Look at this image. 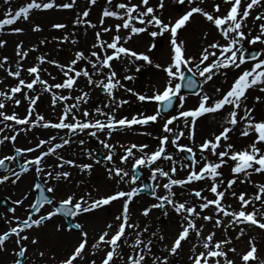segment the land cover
Segmentation results:
<instances>
[{"label": "snow or ice", "instance_id": "1", "mask_svg": "<svg viewBox=\"0 0 264 264\" xmlns=\"http://www.w3.org/2000/svg\"><path fill=\"white\" fill-rule=\"evenodd\" d=\"M172 2L179 13L174 18L163 16L165 0H104L103 5L87 0L83 10L77 0H27L15 10L11 0H3L9 7L0 18V36L6 26L31 22L36 12L75 9L73 28L67 33L51 39L45 36L27 47L20 40L14 58L0 55L4 73L0 77V85H4L0 88V148L7 149L0 154V185H17L31 172L35 179L30 191L38 193L23 216L16 215L17 207L29 200L28 193L11 201L17 206L7 209L11 215L0 214L7 225L0 231V253L9 252L8 242L13 241L11 264H35L33 256L40 258L39 264H173L185 244L189 245L186 264H237L235 256L240 264H264L254 237L248 239L249 250L238 252L228 234L238 229L235 240H240L247 234L245 226L264 231V115H255L256 104L264 103V95H256L254 103H248L250 90L264 93V0H216L210 6L206 0ZM93 6L101 7L96 22L89 19ZM194 16L202 17L218 37L189 53L179 33ZM81 27L85 35L94 30L87 49L76 47L80 41L75 29ZM50 28L64 30L68 24L55 22ZM31 30L39 33L43 27L33 23ZM24 32V27H8V34ZM165 34L170 57L161 64L151 53ZM145 35L150 37L145 50L130 45L134 37ZM209 35V31L203 32L205 41ZM53 42L58 52L70 43L74 48L71 58L61 62L41 50ZM7 44L0 38V49ZM246 45L260 47L252 50ZM32 53L37 55L26 65ZM45 65L57 69L60 78ZM142 66L163 74L162 84L150 95L128 83L136 79L132 68L138 73ZM229 70L235 74L226 89L215 86L209 91L204 87L217 77L227 83ZM9 79L14 83L5 84ZM44 93L50 97L55 119L38 111ZM93 93L102 94L103 99L97 102ZM120 93L130 94L140 104L154 105V110L121 114L131 101ZM189 93L196 97L192 107H186ZM24 102L26 112L21 115L15 109ZM209 113L220 114V130L197 142L198 119ZM149 125H159V129L147 131ZM35 129L55 132L43 138L37 135L35 143L29 142L27 147L18 146L21 133L27 135ZM124 132L152 137L156 144L114 139ZM233 136L248 142L237 148L231 142ZM182 139L190 143H182ZM73 144L77 151L66 156ZM13 163L15 167L10 166ZM97 165H103L113 190L62 191L63 185L73 184L72 169L91 176ZM142 170L148 171L152 183L143 182ZM257 175L259 182L253 179ZM86 183L76 181L75 188ZM193 184L200 186L191 187ZM240 185H250L251 192L247 187L237 191ZM143 193L154 202L140 208L137 215L131 206L139 203L137 198ZM117 201L121 210L90 242L89 231L77 218H86ZM154 210L164 218L174 214L177 230L167 242L162 229L153 231L148 223ZM56 217L65 221L55 226L58 233L78 234L71 249L59 258L49 249L41 250L39 236L33 235ZM218 231L221 238H217Z\"/></svg>", "mask_w": 264, "mask_h": 264}, {"label": "rangeland", "instance_id": "2", "mask_svg": "<svg viewBox=\"0 0 264 264\" xmlns=\"http://www.w3.org/2000/svg\"><path fill=\"white\" fill-rule=\"evenodd\" d=\"M26 2H27V0H11L10 6L15 10L17 7L22 6ZM77 2L81 6L80 10H83V8L87 5V0H77ZM115 2H116V0H114V3ZM214 2H216V0H206V4H208L209 6ZM103 3H104V0H98L99 5H103ZM7 7H9V5H5L3 3V0H0V18H3V14H4L5 10L7 9ZM182 10L183 9H181V11ZM69 11H71V10L52 11V12L43 13L42 18H37V14L35 13L32 16L31 22H18L17 24L12 25V26H6L4 34L2 36H0V38L6 39L8 41V44L6 45V47L4 49H0V55H8L9 57L14 58L15 44L20 40H23L25 43V46L27 47V46H30L32 44L38 43L39 39H41L45 36H48L49 39H51V37L54 35L60 36V35H62V33H67L69 30H71L73 28V25L70 22L67 23L64 21L65 14ZM100 12H101V7L93 6L89 19H91L93 22L98 21ZM177 14H179V13L177 12ZM44 15L47 17L44 18ZM40 19H42V20H40ZM195 20H200V21L205 22L206 27H208L209 29L212 30L210 38H212V37L217 38L218 37V33H216L215 29L210 27V25L202 17L194 16V18H192L190 22H193ZM55 22L66 23V24H68V28L64 29V30H52L50 28V25H51V23H55ZM33 23H38V24L42 25L43 31L39 32V33L33 32L31 30ZM248 23H249V26H251V24H252V18L251 17H249ZM18 26L25 28V32L23 34H8V27H18ZM187 26L185 27V29H182L180 31V33H179L180 39L184 40V38L187 37L186 36V34H187L186 32L188 30ZM75 31H76V34H77L79 41H80V43L76 47L82 48V49H87L89 47V45L93 42V39H94L93 32L89 31L85 35L82 28H76ZM139 39H140L139 37H134L133 41L130 42V45L134 48L139 49V50H145L146 45H147L148 41L150 40V37H147L146 35L143 36V41L141 43L138 41ZM200 39L201 40L198 41L197 44H194L191 48L187 47L189 53L198 52L200 50L202 44H204L206 42H210V39H209V41L208 40L205 41L203 37ZM157 44H158V47L151 53V56L153 57L155 62L165 64L166 62H168V60L166 62L163 60V58H162L163 52H167L169 57H170V45H169V41H168V35L165 34L164 37L158 38ZM246 47H249L251 49H258L260 46L259 45H251V46L246 45ZM41 50L42 51H44V50L49 51L51 53V55L54 56L56 59L60 60L61 62H66L69 58H71L73 51H74V48L70 43H67L62 47V50H60L58 52L57 48H56V44L53 42V43L47 44L46 46H41ZM35 55H37V53L30 54L29 59L25 62L26 65L31 64L33 62V58L35 57ZM138 63L142 64V62H138ZM45 67H47L49 69V71L52 72L53 75H56L58 77V79L60 78L57 69H55L53 66L45 65ZM119 68H120V65L117 64V69L119 70ZM132 72L136 75V79L132 82H128L129 86L134 87L137 91H142V92H145L149 95L152 93L154 87L160 86L163 82V74L161 72H159L158 70H155L151 66H142L141 71L138 73L135 72V68L133 67ZM234 74H235L234 72L229 70L228 78H227L228 82L226 83L225 87L223 85L222 88L226 89L228 87V85L231 82ZM3 75H4V73L2 71H0V77H2ZM44 78L47 79L48 77L45 76ZM222 79H223L222 77H217L214 79V81L209 82L208 85L210 87V91L214 90L215 86H222V83H223ZM218 82L221 84L216 85ZM8 83H14V81H11V79L5 81V84H8ZM3 87H4V85H0V88H3ZM250 92H251V96L249 98L248 103L251 105L254 103L252 97H254L256 95H260V94L254 90H250ZM118 95H122L124 98H127L131 101V103L129 105H126L123 109H121V114L127 115L130 113H134L137 110H145V109H147L148 112H151L154 110V105L140 104L139 102H137L135 100L134 97H131L130 94L120 93ZM93 98L97 102H99L100 99H103V96H102V94H99V93H93ZM195 103H196V97L190 95V99H189V102L186 105V107H192ZM38 104H39V108H38L39 112L44 114L46 116V118L55 119V116L52 115L51 110L49 108L50 97L47 93H44L41 96V100L38 101ZM26 106H27L26 102H24V103H22V105L20 107L16 108L15 110L19 114L23 115L26 112ZM56 112H57V114H59V112H60L59 107L57 108ZM261 112H264V103H257L256 104V112H255V115L257 116V118L261 117ZM206 115H210V113L206 114ZM199 120H200V118H199ZM197 124H198V122H197ZM199 126H200V123H199ZM201 126L203 127L204 123L201 122ZM158 129H159V125H157L155 128H153L151 125H149L146 128L147 131H151V132H155ZM208 129H206V128L197 129V142H200L203 138L207 137L212 132H218L220 130V127L216 128L214 130L207 131ZM54 132H55V130H52V129H35L32 132H29L27 135H25L24 133H21V135L18 137L17 144H18V146H21V147H27V146H29V142L35 143V138L37 135H39L41 138H43V137H46L47 135H49L50 133H54ZM114 139L120 140L121 142H124V143H129V142L149 143V144L153 145V147L156 144V141L153 140L152 137L138 135L134 132H132V133H129V132L118 133L115 135ZM245 139L246 138H240L238 140H233L231 142H235L236 147L241 148V147L245 146L246 143L248 142L247 139L246 140ZM240 140H243V141H240ZM187 141H188L187 139H182L181 142L182 143H190L189 141L188 142ZM89 143L93 147H96V144L93 141H89ZM76 151H77V147H76V145L73 144L71 146V149H69L68 151L65 152V155L71 157L72 154ZM103 151L104 150L101 148V152H103ZM6 152H7V149L0 148V154H4ZM31 155H34V154H31ZM10 166L15 167V163H13ZM224 171H225V175H228V169L225 168ZM0 172H3V170ZM141 173L143 175V177L141 178L143 180V182L148 181V182L152 183V181L150 179H148L149 173L147 170H142ZM182 174L183 173H181V175ZM96 175L101 176L102 178L106 177L103 165H97L94 168L92 175L86 176V180H87L86 184H82L78 189H76L75 187H73L71 185H63L62 191H72L75 189L77 191L83 192L85 190H93V189L98 188L101 193H104L106 191L112 190V188H113L112 183L110 186L104 185L102 183L100 184L99 178H97ZM34 179H35L34 176L30 172V173L24 175L22 177L21 181H19L17 183V185H11L10 183L5 184V185H0V202L3 201L4 199H7V201H8L7 206H3L0 203V214L11 215V213H7V209L9 207H17L15 205H13L11 203V201L20 198L21 195L24 193H28L29 194V200H26L25 204L23 206H18L17 212H16L17 216H23L24 215L25 211L27 210L28 203L35 198V194H33L30 191ZM253 179L256 180L257 182H259L261 180V177L259 175H257V176H254ZM199 186H200L199 184H193L191 187H199ZM246 187L251 192V186L250 185H240L237 187V191L244 190ZM177 191H179V189H177ZM141 196L145 197L147 199H152L150 195H147L144 193ZM9 197H10V199H9ZM157 211H159V210H157ZM61 223H65L63 218L56 217L52 221L46 222V224L44 226H42V228L40 230L33 233V235L39 236V239H40L39 247L40 248H45V245L47 243L46 242L47 238L50 237V231H52L53 229H56L55 226L57 224H61ZM249 227L252 229H258V228H255L254 226H249ZM6 228H7L6 223L4 222L3 219H0V231L5 230ZM73 233H76V232H73ZM8 244L14 246L13 241H11V243H8ZM1 254L2 253H0V255ZM3 255H4L3 257H0V264H11V261L14 259V257L11 255V250L9 249V252L4 253ZM249 264H258V262L252 261Z\"/></svg>", "mask_w": 264, "mask_h": 264}, {"label": "bare ground", "instance_id": "3", "mask_svg": "<svg viewBox=\"0 0 264 264\" xmlns=\"http://www.w3.org/2000/svg\"><path fill=\"white\" fill-rule=\"evenodd\" d=\"M151 2L156 3L157 0H151ZM78 7H79V9L81 7L79 3H78ZM177 7L178 6L176 4H174L172 2V0H165V9L163 10V16L165 18L176 17L178 15L177 11H176ZM74 13H75V9L67 12L65 14L64 21L67 23H69V22L71 23L72 19H74ZM36 14H37V18H42L43 13L36 12ZM45 17H47V16L44 15V18ZM40 20H42V19H40ZM109 23H115V21L110 20ZM256 23H259V22L257 21ZM187 29H188L186 32L187 37H185L184 40L186 41L188 48H191L194 44H197L198 41L201 40L200 38L203 37L204 31H209L210 35L212 32L211 29L206 27L205 22L200 21V20H195L193 22H189ZM82 30H83V28H82ZM89 31L94 32V30H92V29H89L87 32H89ZM210 35L207 39L208 41H209V39H210V41H211V39H213V37L210 38ZM138 41L141 43L143 41V38H140ZM162 58L165 62L167 60H169L168 53L163 52ZM245 66L247 67V65H245ZM220 84L221 83L218 82L216 85H220ZM223 85L225 87L226 83H222L221 87H223ZM205 88L210 91V87L208 84L205 85ZM259 94L264 95V93H259ZM262 115H264V112H261V116ZM201 122L204 123L203 127L201 126ZM199 123H200V126H199ZM219 127H220V114H218V113L217 114L210 113V115L205 114L203 117L200 118V120L198 121V124H197V129H200V128L201 129L202 128L208 129L209 128L207 131L214 130V129L219 128ZM129 133H132V132H129ZM238 139H240V138H238V136H233V140H238ZM240 141H243V140H240ZM96 176H97V178H99L100 184L102 183V184L107 185V186L111 185L112 182L109 181L106 177L102 178L101 176H98V175H96ZM71 180L73 181V184H70V185L73 187H75L76 181H80V180L87 181L86 176L83 174H79L76 169H72ZM124 187H126V186H124ZM113 189H114V184H113L112 190ZM137 199H138L139 203H134L131 206L132 210L134 212H136L137 215L139 214L140 208H142L144 205H146L148 203L154 202L153 199H147V198L142 197V196H140ZM229 202H231L234 207L237 206L235 200H230ZM120 210H121V204L119 201H117V202H114L110 206H106L104 209L98 210L93 214L87 215L86 218L85 217H78L77 219L81 220L85 224V226H86V228L90 234V242H93L92 238L95 237L97 235V233H99L102 229H104L106 222L111 221L113 219V217ZM135 218L136 217L134 216L133 219H135ZM140 221H141V223H143L144 218L141 217ZM148 223L152 226L153 231H155L157 229H162L163 234L166 236V242H167V239H170L177 230V225H176V220H175L174 214L170 215L168 218H164L161 216L160 211L154 210V212L151 214V217H150ZM245 227H247V234H246V236L241 237L240 240H235V236H236L238 229L236 231L230 230L228 233L229 235H231L233 237V243L236 246L237 251L238 252H244V251L249 250L250 246L248 244V239L250 237H254L255 242L257 244V250H258L257 255L260 259H264V231H262L260 229H252L249 226H245ZM77 235H78L77 233H72V234L58 233L56 231V229H53L52 231H50V237L47 238V241H46L47 243L45 245V248H40V249L41 250L49 249L52 252L56 253L57 257L59 258L65 251L71 249L72 245L76 241ZM221 235L222 234L218 231L217 238H221ZM8 243H11V241H9ZM14 247H15V245L12 246V245L8 244V249L12 250ZM33 247L34 246H30V249ZM188 248H189V245L185 244L184 251L181 252L180 256L173 258V264H186ZM3 254L4 253H2L0 255V257H3L4 256ZM232 255H234V254H230V256H232ZM235 258L237 260V264H240L239 256H235ZM39 259L40 258L38 256L32 257V260L35 262V264H39ZM250 262H252V261H250ZM254 262H258V261H254Z\"/></svg>", "mask_w": 264, "mask_h": 264}, {"label": "water", "instance_id": "4", "mask_svg": "<svg viewBox=\"0 0 264 264\" xmlns=\"http://www.w3.org/2000/svg\"><path fill=\"white\" fill-rule=\"evenodd\" d=\"M184 91L187 92V90H184ZM141 176H142V175H141ZM144 183H148V182H144ZM148 184H149V183H148ZM37 196H38V193H37ZM7 202H8V201H7L6 199H4V200L2 201L1 204H2L3 206H5V205L7 204Z\"/></svg>", "mask_w": 264, "mask_h": 264}]
</instances>
